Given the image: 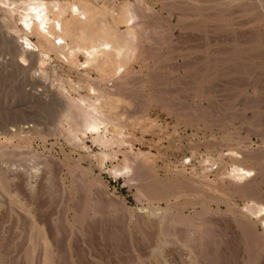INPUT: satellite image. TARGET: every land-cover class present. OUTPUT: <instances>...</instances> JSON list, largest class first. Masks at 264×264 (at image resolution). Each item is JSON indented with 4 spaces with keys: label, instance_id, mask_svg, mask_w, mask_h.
<instances>
[{
    "label": "rangeland",
    "instance_id": "374dc122",
    "mask_svg": "<svg viewBox=\"0 0 264 264\" xmlns=\"http://www.w3.org/2000/svg\"><path fill=\"white\" fill-rule=\"evenodd\" d=\"M21 1L0 0V264H264V0H42L125 46L104 70L89 41L41 49Z\"/></svg>",
    "mask_w": 264,
    "mask_h": 264
},
{
    "label": "bare ground",
    "instance_id": "6f19581e",
    "mask_svg": "<svg viewBox=\"0 0 264 264\" xmlns=\"http://www.w3.org/2000/svg\"><path fill=\"white\" fill-rule=\"evenodd\" d=\"M22 4H23V7H25L24 9L25 12L22 14V23L25 26V28L29 31L30 35H35L37 38L40 39V41H42V43H40L41 49H44V44L46 45L51 44L52 46H55V45L57 46V44L53 42V40H56V39L60 40V43L65 38H77L80 41H89L90 42L89 46L90 44L91 46H90V49L86 51L87 53L86 55H88V59L90 58L94 60L97 57H99V55L104 57L106 60L103 61L99 65V68L102 70H104L105 67L110 66L113 62L115 63V59H117V57H120V55L122 54L124 50L125 46L121 45V43L115 38V36H113V34L109 33L108 31L104 29H100L94 32L91 31L90 24H91V21L93 20V14L90 11H88V9H85V8L80 9L76 6L70 7L71 9L74 8L75 10H70L69 12L70 18L65 21L61 16L62 7L60 10V7L56 3L53 4L51 2L49 3L46 1H42V0H35V1L27 0V1H23ZM65 8L66 7L64 5L63 9L65 10ZM72 11H75V12H72ZM20 32H22L21 34L24 36L28 34L26 30H23V29H21ZM61 44H64V43H61ZM107 46H109L108 49H106ZM76 50L77 49H75V51ZM85 116L83 115L82 117H85ZM86 119H88L87 116H86ZM82 125L85 127L87 124L85 125L83 122ZM232 171L233 172H230V173L235 172L233 175H235L236 173L238 175L239 174L238 172H242L243 169H235ZM244 174L246 175V173ZM240 175H243V174H239V176L238 177L236 176L237 178L235 177V179H238ZM262 208L263 207H261L259 210L260 213L257 209L258 214H261V212L264 210V208L263 209ZM263 226H264V220L262 221V227Z\"/></svg>",
    "mask_w": 264,
    "mask_h": 264
},
{
    "label": "clouds",
    "instance_id": "9594fccd",
    "mask_svg": "<svg viewBox=\"0 0 264 264\" xmlns=\"http://www.w3.org/2000/svg\"><path fill=\"white\" fill-rule=\"evenodd\" d=\"M4 7H8V5H4Z\"/></svg>",
    "mask_w": 264,
    "mask_h": 264
}]
</instances>
